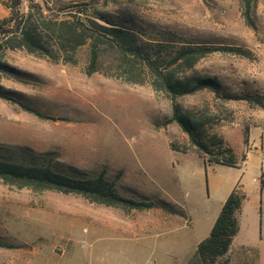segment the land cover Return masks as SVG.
Masks as SVG:
<instances>
[{"label":"rangeland","instance_id":"rangeland-1","mask_svg":"<svg viewBox=\"0 0 264 264\" xmlns=\"http://www.w3.org/2000/svg\"><path fill=\"white\" fill-rule=\"evenodd\" d=\"M0 0V21L9 10ZM53 19L89 3L114 20L129 19L143 41L175 40L214 51L187 72L214 77L232 94H264V0H33ZM28 0L19 6L27 13ZM102 25L103 20L96 19ZM171 43V42H169ZM0 85L44 118L0 99V155L34 162L48 155L57 169L81 176L104 172L125 198L151 201L143 210L107 207L72 194L16 189L0 181V264H200L197 245L211 230L232 189L246 200L240 231L218 263L264 264V111L244 101L221 102L209 91L178 98L184 112L208 108L215 132L247 160L238 168L208 166L171 116L169 99L102 73L85 75L88 48L75 63L0 50ZM103 68L115 74L109 56ZM255 127V128H252ZM248 132V142L244 133ZM248 144V145H247ZM256 145L254 150L250 146ZM23 154H25L23 156ZM263 178V179H262ZM165 203L166 205H161ZM242 243L257 253L247 252ZM237 247V248H234Z\"/></svg>","mask_w":264,"mask_h":264},{"label":"trees","instance_id":"trees-1","mask_svg":"<svg viewBox=\"0 0 264 264\" xmlns=\"http://www.w3.org/2000/svg\"><path fill=\"white\" fill-rule=\"evenodd\" d=\"M23 0H6L3 5L9 10L7 18L0 21V50L24 49L35 55L75 63L78 50L88 48V64L85 75L102 73L106 76L119 77L127 83L141 85L148 82L152 90L165 95L171 105V116L164 120L162 127L175 123L187 136L188 145L182 148L171 145V149L180 153L193 151L208 166L222 165L237 168L246 160L244 154L238 155L227 142L215 132L220 118L207 107L184 112L176 102L178 98L194 95L201 91L211 92L221 102L244 101L253 108L264 111V94H232L224 91L214 77L190 75L197 62L214 51L206 46H194L184 41L175 40L174 34L168 40H155L152 43L141 40L131 28V21L126 18L114 20L98 8L88 14L89 3H80L67 7L68 18L57 20L44 14L42 7L33 0H28L27 13H20ZM246 22L250 20V0H244ZM96 19L103 20L102 25ZM109 56L114 65V73L109 74L103 68L102 59ZM0 69L6 66L0 62ZM20 94L5 89L0 85V99L18 104L23 110L44 118L19 100ZM248 129L244 133L247 141ZM25 154H23L24 156ZM0 181L16 189L34 191H55L62 194L79 195L91 202L107 207L126 210L150 209L154 204L149 201L123 197L117 189V181L108 179L102 171L96 175L81 176L75 170H59L46 156L34 162L25 159H5L0 155ZM264 188V181H262ZM246 197L237 184L229 193L209 232L196 248L195 257L200 264L218 263L231 251L232 240L238 232V215ZM161 205H166L162 202ZM5 244L0 239V247ZM245 251L257 253L247 246ZM256 264V263H255Z\"/></svg>","mask_w":264,"mask_h":264},{"label":"crops","instance_id":"crops-1","mask_svg":"<svg viewBox=\"0 0 264 264\" xmlns=\"http://www.w3.org/2000/svg\"><path fill=\"white\" fill-rule=\"evenodd\" d=\"M252 128H255V127H252ZM264 129V128H263ZM250 130V129H249ZM249 132V131H248ZM248 142V137H247V141L245 142V143H247ZM248 145V144H247ZM251 148H253L254 150L256 149V145L255 144H252L251 146H250ZM245 155V154H244ZM246 156V160H247V155H245ZM246 160L243 162V163H241L240 165H239V167L242 165V164H244L245 162H246ZM212 166V165H211ZM222 166V165H221ZM225 167H227V166H225ZM229 168H232V167H229ZM238 168V167H237ZM263 179V178H262ZM262 181H264V180H261V189H263V187H262ZM243 205H244V203H243ZM243 205H242V207H243ZM242 209V208H241ZM241 212V211H240ZM239 217H240V213H239V215H238V220H239ZM239 231H240V226H239V229H238V232H237V234L235 235V237L233 238V240H232V244H231V249L233 248V242H234V240H235V238L238 236V233H239ZM210 232V231H209ZM239 246H245V245H243L242 243H240V245H238L237 247H239ZM237 247H234V248H237ZM248 247V246H247Z\"/></svg>","mask_w":264,"mask_h":264}]
</instances>
